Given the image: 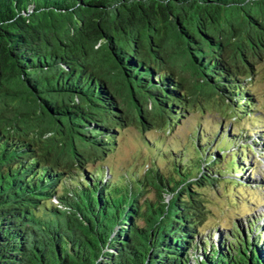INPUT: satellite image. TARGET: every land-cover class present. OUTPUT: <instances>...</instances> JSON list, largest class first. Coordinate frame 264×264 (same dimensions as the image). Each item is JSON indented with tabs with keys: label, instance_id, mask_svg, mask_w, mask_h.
<instances>
[{
	"label": "trees",
	"instance_id": "obj_1",
	"mask_svg": "<svg viewBox=\"0 0 264 264\" xmlns=\"http://www.w3.org/2000/svg\"><path fill=\"white\" fill-rule=\"evenodd\" d=\"M229 13L249 30L238 57L225 54ZM168 37L182 42L213 93H188L171 70H159ZM263 54L264 0H0V87L87 148L76 152L68 141L64 154L25 122L0 125V264H264V223L249 220L213 242L199 230L201 190L242 170L235 160L251 154L250 144L223 162L226 132L213 141L195 132L190 156L149 142L166 157L164 170L112 180L85 167L112 152L130 123L92 58L121 75L139 132H168L211 94L242 113L251 105L245 79Z\"/></svg>",
	"mask_w": 264,
	"mask_h": 264
},
{
	"label": "rangeland",
	"instance_id": "obj_2",
	"mask_svg": "<svg viewBox=\"0 0 264 264\" xmlns=\"http://www.w3.org/2000/svg\"><path fill=\"white\" fill-rule=\"evenodd\" d=\"M231 28L234 32L230 31ZM223 29L231 35L230 44L225 48V54L227 57H238L237 49L245 41V34L249 31L246 22L241 16L229 13L228 25L226 23ZM198 47L201 48V52L209 51L206 45L202 44ZM190 53L194 54V51ZM164 58L166 64H161L158 67L159 70H171L183 81L188 93L189 91L199 93V95L213 93L200 85V74L190 66V55L180 40L168 37ZM91 60L96 70L110 84L118 105L130 123L128 127L119 130L116 134L114 150L100 158L88 161L85 165L87 169L102 168L107 175L106 179L112 180L125 177L132 179V175L140 177L153 167L156 169L155 166L157 170L165 169L166 157L160 158L158 154L155 155L149 142L160 140L159 148L167 154H177L180 150L186 149L187 155L190 156L189 152L193 149L190 136L193 137L195 132L201 133L210 141H213L215 136L226 132L224 139L227 140L228 146L218 152V155H223V162H227L226 156L231 159L232 153L235 155V150L243 152L245 149L243 147L248 144L253 148H251V154L248 151L243 152V160H235L244 166L242 170L228 169L227 171L223 168L228 172L227 180L220 181L215 188L201 190L207 212L200 223L199 230L202 236L211 234L210 241L213 242L218 233H222L225 237L233 229L244 231L249 220L254 221L255 226L264 223V54L260 60L253 62L250 78L245 79L247 84L244 85V89L250 94L251 105L244 110L239 109L242 113L233 114L234 110H230V105L224 103L217 93L211 94L206 101L201 102L200 106L196 104L189 106V112L174 122L168 132L157 126L139 132L135 125L136 108L122 83L121 75L101 59L92 58ZM236 64L240 65L238 62ZM22 99V94L12 95L0 87L1 126L8 128L13 123L25 122L28 129L35 128L43 131L42 135L52 137V143L56 145L58 152L66 154L68 150H71L67 145L68 141L71 142L76 152L87 150L77 135L60 133L58 128L56 129L36 109H31ZM145 103L146 110L155 114V108L148 102ZM170 124L169 122L168 125ZM61 130L64 128L62 127ZM213 143L207 149L210 150ZM145 197L153 200L155 193L150 191L145 194Z\"/></svg>",
	"mask_w": 264,
	"mask_h": 264
}]
</instances>
